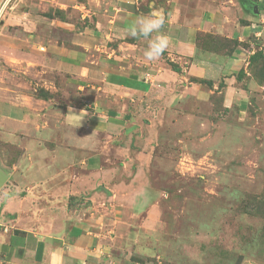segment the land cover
<instances>
[{
	"label": "crops",
	"instance_id": "obj_1",
	"mask_svg": "<svg viewBox=\"0 0 264 264\" xmlns=\"http://www.w3.org/2000/svg\"><path fill=\"white\" fill-rule=\"evenodd\" d=\"M148 4L17 0L3 21L0 63L17 70H0V264H101L125 215L107 153L126 151L172 102L202 100V83L222 89L223 109L247 113L254 84L235 76L250 38L264 35V0H156L169 47L155 62L143 52L161 33L128 35ZM11 149L21 154L12 167ZM42 204L59 217H4Z\"/></svg>",
	"mask_w": 264,
	"mask_h": 264
},
{
	"label": "rangeland",
	"instance_id": "obj_2",
	"mask_svg": "<svg viewBox=\"0 0 264 264\" xmlns=\"http://www.w3.org/2000/svg\"><path fill=\"white\" fill-rule=\"evenodd\" d=\"M16 2L0 0V27ZM249 43L235 76L242 89L254 84L245 115L223 109L222 89L202 83V100L172 102L170 115L153 117L126 151L107 153L125 215L103 239L101 264H264V35ZM50 97L62 104L57 93ZM11 152L10 167L21 155ZM38 207L4 217H59L50 205Z\"/></svg>",
	"mask_w": 264,
	"mask_h": 264
},
{
	"label": "clouds",
	"instance_id": "obj_3",
	"mask_svg": "<svg viewBox=\"0 0 264 264\" xmlns=\"http://www.w3.org/2000/svg\"><path fill=\"white\" fill-rule=\"evenodd\" d=\"M149 12L146 15L137 17L130 28L128 35L133 38L142 37L149 39L155 33H161L164 28L166 17L162 8L156 6V0H149ZM169 47V39L164 34L156 35L149 40L143 56L148 62L158 61Z\"/></svg>",
	"mask_w": 264,
	"mask_h": 264
},
{
	"label": "bare ground",
	"instance_id": "obj_4",
	"mask_svg": "<svg viewBox=\"0 0 264 264\" xmlns=\"http://www.w3.org/2000/svg\"><path fill=\"white\" fill-rule=\"evenodd\" d=\"M2 10H3V9H2ZM2 10L0 9V14H1V15H2V13H3ZM1 15H0V16H1Z\"/></svg>",
	"mask_w": 264,
	"mask_h": 264
},
{
	"label": "built area",
	"instance_id": "obj_5",
	"mask_svg": "<svg viewBox=\"0 0 264 264\" xmlns=\"http://www.w3.org/2000/svg\"><path fill=\"white\" fill-rule=\"evenodd\" d=\"M7 1H10V0H7Z\"/></svg>",
	"mask_w": 264,
	"mask_h": 264
},
{
	"label": "trees",
	"instance_id": "obj_6",
	"mask_svg": "<svg viewBox=\"0 0 264 264\" xmlns=\"http://www.w3.org/2000/svg\"><path fill=\"white\" fill-rule=\"evenodd\" d=\"M225 44V43H224ZM228 47H229V45H228Z\"/></svg>",
	"mask_w": 264,
	"mask_h": 264
}]
</instances>
